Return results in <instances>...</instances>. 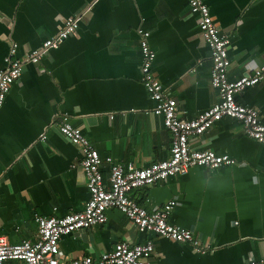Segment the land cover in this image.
I'll list each match as a JSON object with an SVG mask.
<instances>
[{
  "label": "crops",
  "instance_id": "crops-1",
  "mask_svg": "<svg viewBox=\"0 0 264 264\" xmlns=\"http://www.w3.org/2000/svg\"><path fill=\"white\" fill-rule=\"evenodd\" d=\"M231 38L229 78L264 63V0H204ZM81 14L76 36L24 67L0 109V236L11 244L34 240V215L64 216L90 198L82 153L64 137L60 112L82 129L102 157L148 167L170 157L171 134L141 82L138 30L150 32L154 69L176 99L184 119L197 118L218 101L210 50L187 0H0V70L13 43L18 56L39 48L69 16ZM258 108L264 122V81L237 95ZM190 148L237 160L215 170L192 167L135 190L148 211L176 202L169 222L193 231L208 247L142 233L126 215L108 210V221L60 239L63 259H98L116 243H154L153 264H246L264 257V144L240 123L224 118ZM105 179L108 165H103Z\"/></svg>",
  "mask_w": 264,
  "mask_h": 264
},
{
  "label": "built area",
  "instance_id": "built-area-1",
  "mask_svg": "<svg viewBox=\"0 0 264 264\" xmlns=\"http://www.w3.org/2000/svg\"><path fill=\"white\" fill-rule=\"evenodd\" d=\"M187 2L189 13L197 17L200 33L210 50V83L218 92V101L197 118H182L176 99L168 93L155 73L156 52L149 43L150 32L139 29L141 82L155 103L154 115L162 118L164 127L171 134L170 157L143 168L136 167L132 162L117 161L110 156L102 157L82 129L72 124L70 113L60 112L58 125L61 134L81 150L80 164L87 178L90 198L83 210L72 211L64 216L35 214L37 236L34 240L11 244L5 236H0V264H153L155 248L151 240L140 244L118 242L112 251L101 253L98 259L91 255L78 259L62 258L60 239L79 230L107 223L110 209L122 212L142 233L152 232L175 242L188 243L197 253L207 251L208 247L194 237L192 230L169 222V215L176 204L174 200L161 209L148 211L132 194L144 186L166 182L175 176H184L192 167L215 170L237 165V160L229 155L190 148L192 137L210 131L224 118L237 121L250 138L264 144V122L260 119L258 108L243 104L237 99L239 93L264 81V63L240 78L231 80L230 35L221 31L204 0ZM81 19V14L67 17L56 34L22 57L17 55L18 44L11 45L5 58V67L0 70V109L24 67L39 64L48 52L57 50L65 40L76 36ZM104 164L109 169L107 179L103 172ZM246 264H264V257L253 258Z\"/></svg>",
  "mask_w": 264,
  "mask_h": 264
}]
</instances>
